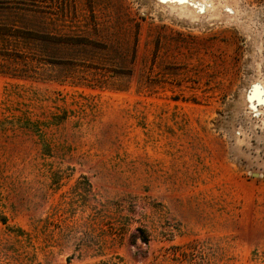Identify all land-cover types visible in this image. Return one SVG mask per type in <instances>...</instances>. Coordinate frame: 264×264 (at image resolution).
<instances>
[{
  "label": "rangeland",
  "instance_id": "374dc122",
  "mask_svg": "<svg viewBox=\"0 0 264 264\" xmlns=\"http://www.w3.org/2000/svg\"><path fill=\"white\" fill-rule=\"evenodd\" d=\"M0 264H264V0H0Z\"/></svg>",
  "mask_w": 264,
  "mask_h": 264
}]
</instances>
